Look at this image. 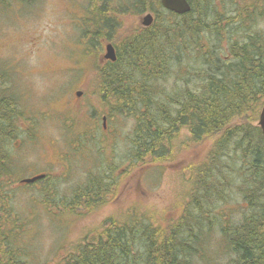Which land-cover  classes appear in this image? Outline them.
I'll return each mask as SVG.
<instances>
[{"label":"trees","instance_id":"trees-1","mask_svg":"<svg viewBox=\"0 0 264 264\" xmlns=\"http://www.w3.org/2000/svg\"><path fill=\"white\" fill-rule=\"evenodd\" d=\"M98 1L91 0L80 24L82 37L94 47L86 45L94 50L97 91L108 110L106 124L117 115L134 120L131 154L148 170L167 160L183 129L187 143L211 146L203 160L186 167L193 170L191 176L185 173L192 190L177 221L161 224L136 216L110 220L62 254L57 264H210L206 249L214 229L220 231V243L233 264H264V136L258 125L264 105V35L256 32L230 41L222 55L216 45L203 43L210 41L206 36L218 41L220 34L231 39L236 33L232 28L257 4L237 8L223 24L219 15L212 18L215 0H188L191 11L186 14L165 9L161 0ZM8 2L0 0V6ZM130 10L150 12L154 22L126 30L120 17ZM122 30L130 35L122 38ZM108 43L115 46L116 61L103 58ZM202 48L206 51L200 58ZM185 58L202 60L205 69L197 85H159ZM3 80L0 69V86ZM16 103L0 87V264H47L28 258L26 224L12 207L15 178L9 146L16 136L11 115ZM94 120L98 124V117ZM111 183L96 179L79 198L90 207ZM233 188L245 203L240 220L217 210L218 203L229 202Z\"/></svg>","mask_w":264,"mask_h":264},{"label":"rangeland","instance_id":"rangeland-1","mask_svg":"<svg viewBox=\"0 0 264 264\" xmlns=\"http://www.w3.org/2000/svg\"><path fill=\"white\" fill-rule=\"evenodd\" d=\"M252 2L257 6L242 15L243 21L232 28L236 33L231 39L228 34H220L218 41L206 36L210 41L203 43L216 45L217 54L222 55L230 41L256 32L264 35V0H215L212 18L219 15L227 24L237 8L243 10ZM89 6L91 0H33L29 4L9 0L0 6L4 75L0 87L17 101L11 113L16 136L9 146L15 178L12 207L26 224L28 258L39 263L57 264L62 254L72 252L110 220L123 222L136 216L161 224L177 221L192 190L185 173L191 176L193 170L186 167L203 160L211 146V142L187 143L188 132L183 129L161 165L148 170L136 161L131 154L134 120L120 115L107 124L102 120L108 110L97 91L95 54L88 48L94 47L82 37L80 24ZM128 12L120 17L124 28H140L145 14ZM128 35L122 30V38ZM117 38L122 39L120 34ZM205 51L200 49L198 57ZM185 59L180 67L172 66L168 81L158 84L196 86L205 69L202 60ZM41 173L47 176L36 183H21ZM96 179L113 184L89 207L79 197ZM238 191L231 189L229 202L217 205V210L228 211L235 220L245 212ZM212 235L206 249L209 263L233 264L220 243V231L214 229Z\"/></svg>","mask_w":264,"mask_h":264},{"label":"water","instance_id":"water-1","mask_svg":"<svg viewBox=\"0 0 264 264\" xmlns=\"http://www.w3.org/2000/svg\"><path fill=\"white\" fill-rule=\"evenodd\" d=\"M161 4L165 9L177 14H186L191 11V4L188 0H161ZM153 22L154 15L150 12L143 15L140 19V23L143 27H149ZM103 58L110 61H116V49L112 43H108L105 46V53L103 55ZM81 93V91H78L77 95L80 96ZM258 125L261 128L262 134L264 136V105L259 114ZM44 177L45 175H38L32 178H26L23 180V182L31 183L36 181L37 179H41Z\"/></svg>","mask_w":264,"mask_h":264},{"label":"flooded vegetation","instance_id":"flooded-vegetation-1","mask_svg":"<svg viewBox=\"0 0 264 264\" xmlns=\"http://www.w3.org/2000/svg\"><path fill=\"white\" fill-rule=\"evenodd\" d=\"M103 119H104V121H106L105 116L103 117ZM105 125H106V124H105ZM105 125H104V126H105ZM38 175H45V177L47 176V174H45V173H41V174H38ZM38 175H34V176H38ZM34 176H32V177H34ZM32 177H29V178H32ZM25 179H26V178H25ZM41 179H42V178H41ZM41 179H37L36 181L31 182V183H29V184L36 183V182L40 181ZM23 180H24V179H22L21 182H22V183H26V182H23Z\"/></svg>","mask_w":264,"mask_h":264},{"label":"bare ground","instance_id":"bare-ground-1","mask_svg":"<svg viewBox=\"0 0 264 264\" xmlns=\"http://www.w3.org/2000/svg\"><path fill=\"white\" fill-rule=\"evenodd\" d=\"M172 12V11H171Z\"/></svg>","mask_w":264,"mask_h":264}]
</instances>
